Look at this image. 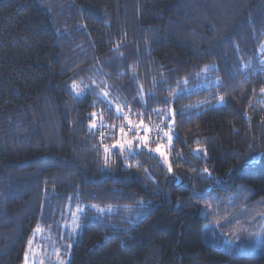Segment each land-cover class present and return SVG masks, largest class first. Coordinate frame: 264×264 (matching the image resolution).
<instances>
[{
	"label": "trees",
	"instance_id": "trees-1",
	"mask_svg": "<svg viewBox=\"0 0 264 264\" xmlns=\"http://www.w3.org/2000/svg\"><path fill=\"white\" fill-rule=\"evenodd\" d=\"M261 45L264 0H0V264H264ZM206 66L220 84L197 89ZM125 115L171 125V146L148 132L171 173L111 149ZM237 194L249 237L221 249Z\"/></svg>",
	"mask_w": 264,
	"mask_h": 264
},
{
	"label": "snow or ice",
	"instance_id": "snow-or-ice-1",
	"mask_svg": "<svg viewBox=\"0 0 264 264\" xmlns=\"http://www.w3.org/2000/svg\"><path fill=\"white\" fill-rule=\"evenodd\" d=\"M261 48L264 49V45H261ZM261 63H264V61H261ZM206 70H207V66L205 68V71ZM97 87H100V86L97 85ZM72 88H73V91L75 92L77 97H79V96L84 94L83 90L80 89V87L75 82H73ZM142 91H143V89L141 87V92ZM260 91H261L262 94H264V88H261ZM108 96H109V93L107 91H104L103 89H101V93H100L101 100H100V102L101 103H105L106 102L107 105L111 106L112 105V101L107 99ZM141 100H143V96H141ZM224 103H225L224 97L223 96L219 97L218 104L220 106H223ZM115 111L119 115V114H121L123 112V107L121 105L117 104V105H115ZM168 112L171 113L172 109H168ZM98 115L100 116V119H101V126L109 127L103 121V113L98 114L96 112H93V113H91L92 123L90 124V128H97V124H96L95 121H96V118H97ZM122 118L124 120H126L127 123H128V131H133V129H135L136 131L133 132V138L129 139L128 138V132L125 131V126L121 125L119 127V132L121 133V138L117 139L116 142L111 145V149H117L118 148L121 155H124L125 152L127 151V154H128L129 157H134L136 155L135 149L133 148V142L135 140V141L138 142L137 145H136L137 147H141L142 146L143 148H147L149 152L159 153V155L163 158L165 164L167 165L168 171L171 173L172 172V165H171V163H169L168 155H167V153L165 151V146L163 144H161V143H157L155 148L149 147L148 132L153 130V129H150L147 125H145L143 119L140 120L139 124H134L133 121L128 118V116L125 115ZM111 127L115 128V125H113ZM157 128H158V126H157ZM141 129L145 133V135H143V136H140V134H139ZM158 130L160 132H163V137L167 138V143H168L169 146H171L172 141H173V136L170 134L172 132L171 127L169 126L167 131H165L164 129H158ZM163 137H158V139H163ZM103 138H104V133L101 132V139L103 140ZM111 149L107 145H104L105 164L106 165L108 163L107 155L111 151ZM201 152H203V154L205 156L207 155V151L205 149H201L199 147L194 150L193 154H194L195 157L198 158L200 156ZM204 171L207 172L208 169L205 168ZM93 207H96V206L94 205ZM100 211H103V209H100ZM78 227H79L78 224L74 225L73 231H76V229ZM40 232H42V229L39 226H37V228L34 230L33 237L28 240L29 249H31V246L33 244V240L35 238V234L36 233H40ZM57 255H59L58 252H57ZM27 260H28V254L26 252L25 253V264H27ZM41 264H44V262L41 261ZM60 264H64V262L61 261Z\"/></svg>",
	"mask_w": 264,
	"mask_h": 264
},
{
	"label": "rangeland",
	"instance_id": "rangeland-1",
	"mask_svg": "<svg viewBox=\"0 0 264 264\" xmlns=\"http://www.w3.org/2000/svg\"><path fill=\"white\" fill-rule=\"evenodd\" d=\"M261 52H262V54H261L262 55V58L260 59V62L261 61H264V49H262ZM214 71L215 70L213 68H207L206 71H204L202 74H199V76L197 77V79L194 82L195 87L197 89L204 90V89L210 88V86L219 85L220 82H219V80L217 78H215V76H214V73L215 72ZM169 114H171V113H169ZM134 124H137V123H134ZM169 126H171V125H169ZM162 127H164L163 124H161L160 126H158V128L156 126V127H153L152 129H153V131H155L157 133V135H159L160 137H162L163 136V132H160L158 130V129H164ZM164 130L166 131V129H164ZM133 131H136V130L133 129ZM166 143H167V138H166ZM156 145H155V147H156ZM141 148H143V147L141 146ZM143 149H147V148H143ZM166 149L167 148L165 146V151H166ZM157 154H158L159 157H161L159 155V153H157ZM208 191H210V190H208ZM210 198H211V196H206L202 200V202H203V210H204L203 212L204 213H206L208 211L214 212L215 209L218 208V205H213L214 203H212V201L209 200ZM229 200H231V201L228 203V208H227L228 209V212H225L224 213V216H223L224 218H220L219 219V222L217 223V226H220L221 227V225H227L229 228L231 227V229L228 230L227 235L224 236L225 239L221 238L222 243H220L219 246H220L221 249H225L227 247H230V248H233L234 251H238L239 245H240L239 242L243 241V238L249 237V234H248V224L242 225L238 220L236 221L235 220V211L233 210V208H230V206L232 204H235V203L239 202L240 195L237 194L235 197H232V199H229ZM253 214H254L253 217H255V218L256 217L264 218V212H262L260 209H255V212H253ZM75 216L76 215H73V217H71V220L72 221H70V226L76 224V221L77 220H76V217ZM216 229L218 230V228H216ZM227 236L234 237L235 238L234 242H230L228 240ZM258 245L261 248L263 246V238H262L261 235H259V238H258ZM27 264H35V261H33L31 259H28L27 260Z\"/></svg>",
	"mask_w": 264,
	"mask_h": 264
}]
</instances>
